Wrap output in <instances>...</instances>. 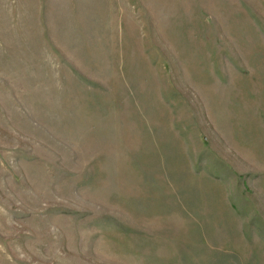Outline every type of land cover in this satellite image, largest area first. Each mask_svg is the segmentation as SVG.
<instances>
[{"label": "rangeland", "instance_id": "obj_1", "mask_svg": "<svg viewBox=\"0 0 264 264\" xmlns=\"http://www.w3.org/2000/svg\"><path fill=\"white\" fill-rule=\"evenodd\" d=\"M0 264H264V0H0Z\"/></svg>", "mask_w": 264, "mask_h": 264}]
</instances>
